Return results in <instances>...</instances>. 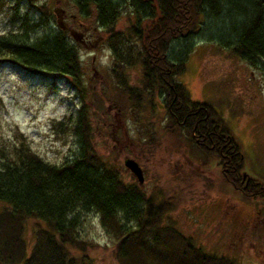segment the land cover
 Masks as SVG:
<instances>
[{"label": "trees", "instance_id": "trees-1", "mask_svg": "<svg viewBox=\"0 0 264 264\" xmlns=\"http://www.w3.org/2000/svg\"><path fill=\"white\" fill-rule=\"evenodd\" d=\"M23 1L39 16L27 23L23 14V31L0 34V61L33 73L44 70L52 81L64 75L76 88L80 104L75 114H65L52 127L62 134L70 132L77 151L61 164L49 163L18 132L8 147H0V203L4 205L0 264H96L85 252L91 242L80 238L77 230L78 213L90 210L112 239L118 264H236L228 256L202 250L190 237L162 223L175 205L176 194L155 188L145 193L141 184L124 182L105 163L93 148L88 104L101 112L107 103L135 124L138 116L153 115L158 101L163 130L181 133L204 160L216 161L219 178L243 200L264 198V181L244 174L240 147L221 114L211 104L191 100L189 90L177 79L185 71L188 50L175 56L169 53L175 38L191 35L205 12L218 10V0H71L80 15H88L92 7L110 55V82L93 87L92 96L81 80L78 44L70 42L62 29L49 27L51 12L45 3ZM219 1L226 2L233 15L247 17L229 51L251 65L257 66L259 59L264 63V0ZM125 10H132L136 21L121 30L116 22ZM15 17L14 9L9 18ZM40 27L48 30L28 40L30 32ZM135 67L138 82L130 84L123 71ZM29 218L35 225L28 248L24 233ZM72 247L80 253L71 254Z\"/></svg>", "mask_w": 264, "mask_h": 264}, {"label": "rangeland", "instance_id": "rangeland-1", "mask_svg": "<svg viewBox=\"0 0 264 264\" xmlns=\"http://www.w3.org/2000/svg\"><path fill=\"white\" fill-rule=\"evenodd\" d=\"M40 1L51 12L49 27L61 30L57 20L63 26H75L79 21L87 26L86 46L62 30L70 42L78 44L81 80L92 96L93 87L97 89L99 83L104 87L110 82L108 66L111 64L92 7L88 15H80L71 0ZM218 6L215 13L205 12L201 16L194 33L175 38L169 53L175 56L188 50L185 71L177 79L189 90L191 100L211 104L221 114L240 147L245 174L264 181V63L259 59L257 66L251 65L229 51L230 43L246 24L247 17L233 15L226 2L218 0ZM14 9L16 17L11 21L9 16ZM23 14L27 15V23L39 16L23 0H0V34L23 31ZM135 18L132 10L122 11L116 27L125 29ZM46 29L40 27L35 33L30 32L28 40ZM123 73L130 84L138 82L136 67ZM50 75L44 70L33 73L0 61V147H8L18 132L27 139L28 147L46 162L61 164L75 155V137L67 131L57 132L52 124L62 120L65 114L74 115L80 100L76 88L69 85L64 75H58L53 81L48 78ZM88 94L85 98L89 102ZM88 104L94 127L93 148L105 163L113 166L124 182H136L122 163L131 156L141 166L144 175L141 187L145 193L155 188L154 191L176 194L175 205L162 223L172 225L208 253L228 256L236 264H264V200H243L219 178L214 162L204 160L196 147H190L186 137L163 130L165 122L158 101L153 110L157 114L146 112L138 116L135 124L107 103L101 112ZM78 220L79 237L91 242L85 251L91 260L96 264H118L113 256L114 243L97 215L91 210L80 212ZM25 222L24 236L29 248L35 221L29 218ZM70 251L73 255L80 253L73 247Z\"/></svg>", "mask_w": 264, "mask_h": 264}, {"label": "water", "instance_id": "water-1", "mask_svg": "<svg viewBox=\"0 0 264 264\" xmlns=\"http://www.w3.org/2000/svg\"><path fill=\"white\" fill-rule=\"evenodd\" d=\"M56 24H58V28H62L64 29L63 24L61 23V21H56ZM70 36L73 37V39L75 41L81 42L79 39V36L77 35V33H73V31L69 32ZM123 165L126 169H128L129 172H131L132 175H134V178L136 180V182L140 185L141 183H143V174H142V170H141V166L137 163V161L133 158H131V156L126 157L123 159Z\"/></svg>", "mask_w": 264, "mask_h": 264}, {"label": "flooded vegetation", "instance_id": "flooded-vegetation-1", "mask_svg": "<svg viewBox=\"0 0 264 264\" xmlns=\"http://www.w3.org/2000/svg\"><path fill=\"white\" fill-rule=\"evenodd\" d=\"M79 24H77V25H75V26H73V25H71V26H69V25H66V24H64V30H67L68 31V33L70 32V31H73V33H77V35L79 36V39H80V41L82 42V43H80V44H84V46H86L88 43H87V40H88V31H87V26H85L83 23H82V21L80 22H78ZM211 162V164H213V162H215V161H213V160H211L210 161ZM214 168L216 169V167L214 166ZM245 174V173H244ZM243 177H244V175H243ZM246 177V176H245ZM247 179V178H246ZM260 199V198H259ZM261 199H263L264 200V198H261ZM264 214V213H263Z\"/></svg>", "mask_w": 264, "mask_h": 264}]
</instances>
